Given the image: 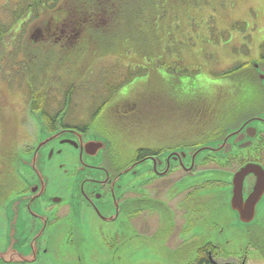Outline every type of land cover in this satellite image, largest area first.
Returning a JSON list of instances; mask_svg holds the SVG:
<instances>
[{
	"label": "flooded vegetation",
	"instance_id": "obj_1",
	"mask_svg": "<svg viewBox=\"0 0 264 264\" xmlns=\"http://www.w3.org/2000/svg\"><path fill=\"white\" fill-rule=\"evenodd\" d=\"M254 78L251 113L218 125L194 112L171 147L151 146L146 124L131 129L136 142L125 148L124 116L140 103L122 87L107 118L95 116L98 106L70 119L65 98L52 114L30 103L33 139L5 155L10 172L0 178V264H264V190L247 203L257 174L243 176L231 204L234 174L250 163L264 170V122H253L252 138L250 129L230 136L226 154L197 153L264 114V85ZM40 122L51 138L37 150Z\"/></svg>",
	"mask_w": 264,
	"mask_h": 264
},
{
	"label": "rangeland",
	"instance_id": "obj_2",
	"mask_svg": "<svg viewBox=\"0 0 264 264\" xmlns=\"http://www.w3.org/2000/svg\"><path fill=\"white\" fill-rule=\"evenodd\" d=\"M17 1L0 0V25L11 21ZM133 1L132 10L121 6L109 25L89 27L72 48L32 41L29 33L36 22H29L24 33L19 25L13 27L4 38V47L0 45V178L7 180L10 172L5 155L33 139L35 124L28 111L32 94L45 93L40 100L52 114L65 101L71 82L75 87L68 118L90 117L103 100L102 85H97L100 75L114 81L128 69L133 75L136 69L144 70L121 89L137 87L140 114L136 117L153 123V147L176 146L194 107H208L206 112L202 109V118L218 125L234 123L256 108L255 93L246 89L248 83L256 84L254 71L251 75L244 69L227 77L222 72L245 62L247 68H254L259 55L264 56V0H153V6L150 0ZM235 23H242V29L235 28ZM157 61L164 64L155 68ZM165 65L169 70L163 69ZM259 65L264 69V64ZM184 91L190 94L187 98L169 94ZM205 96L209 102L199 105ZM223 96L228 105L224 111L218 102ZM112 103L102 107L101 118H107L103 114ZM181 104L187 106L185 113L178 108ZM124 128L120 136L130 150L135 132L131 125Z\"/></svg>",
	"mask_w": 264,
	"mask_h": 264
},
{
	"label": "trees",
	"instance_id": "obj_3",
	"mask_svg": "<svg viewBox=\"0 0 264 264\" xmlns=\"http://www.w3.org/2000/svg\"><path fill=\"white\" fill-rule=\"evenodd\" d=\"M133 0H18L15 3V8L13 11L10 12L11 14V21L7 25H0V45H3L4 38L11 33V30L13 27L19 25L21 33L25 32L26 26H28L29 22H36L34 26L31 28V32L29 33L30 39L32 41H38V40H45V42H48L50 44H56L61 45L64 48H72L79 42V40L82 37V34L85 32L86 29L89 27H105L104 25H109V22H112L114 19L115 14L118 11V8H121V6L124 7V10H132L131 4L133 3ZM156 2V0H155ZM150 4L152 6L154 5V1L150 0ZM129 5V6H128ZM147 8V6H145ZM25 18H28L25 21ZM21 20V22H20ZM19 23V24H18ZM128 23L129 20H128ZM242 23H235L234 27L241 30L242 29ZM40 33V34H39ZM39 34V36H37ZM157 50L160 52L158 38H157ZM2 43V44H1ZM4 47V45H3ZM3 52V50H2ZM16 52H19L16 50ZM15 53V51H14ZM129 61H132L129 59ZM157 65H155V68L158 66L163 65V62H156ZM249 63H241L238 65L233 66L232 68L226 69L222 72L223 77H227L228 75H233L236 73H239L241 70H245L246 73H251L252 75V69L247 68ZM259 64H264V56L259 55ZM157 66V67H156ZM176 68V67H173ZM163 69L169 70L168 65H165ZM177 70V68H176ZM180 70V69H178ZM130 69L127 70L129 72ZM135 75H141V73L144 71L139 69L135 70ZM124 71L122 74H120L119 77L116 78V80L111 81V76L109 75H100V79L98 80L97 85H102V89L104 94H101L103 96V100L101 101V104L99 105L100 108L96 109L95 116H97L99 113H101L102 107H104L110 100H112V96L117 94V91L127 83L130 78L134 77L135 75L130 73H127ZM234 78V76H231ZM252 77V76H251ZM176 82V81H175ZM173 82V83H175ZM244 83V82H243ZM243 83L240 85L242 88ZM168 84H172L168 82ZM252 84V83H251ZM249 85V83H248ZM178 86V85H177ZM75 87V83L71 82L69 84V89H67V92L65 93L64 97L68 101L70 100L69 97L72 93V89ZM246 89H249L246 88ZM134 99V101H138V89L137 87H130L127 90ZM176 91V90H175ZM248 91V90H243ZM170 95L173 94L174 97L177 98H187L190 94L184 92H173L169 93ZM45 93H33V106L37 109L36 104L39 102H42L44 100H40ZM207 97V98H206ZM225 96H223L224 98ZM145 98V96H144ZM201 98V97H200ZM203 98V97H202ZM206 99L199 100L197 103L199 105L208 103L209 97L205 96ZM219 108L220 110L224 111L228 107L227 105V99H219ZM194 107V106H192ZM191 107V108H192ZM178 108L181 109L184 113L187 111V106L184 105H178ZM206 112L208 107L206 108H195L191 110L188 113V116L192 114L190 117L191 119H194L195 115L194 112L198 113V111L202 112L199 114V118H202L203 110ZM106 111V110H105ZM128 112V108L126 109ZM124 113H127V112ZM122 112V110L120 111ZM140 110L136 109L133 114L127 113L126 116H124L125 122L122 123L124 127L127 125H131V129L135 128L137 125H146V123L141 122L139 118L136 117V113ZM197 116V115H196ZM153 124V123H152ZM151 124V125H152ZM154 126V125H153ZM123 127V128H124Z\"/></svg>",
	"mask_w": 264,
	"mask_h": 264
},
{
	"label": "water",
	"instance_id": "obj_4",
	"mask_svg": "<svg viewBox=\"0 0 264 264\" xmlns=\"http://www.w3.org/2000/svg\"><path fill=\"white\" fill-rule=\"evenodd\" d=\"M253 71L257 75L258 79L261 81V84L264 85V70L260 68V65L258 63H255ZM36 118L40 120L39 115H37ZM254 121L264 122V114L263 113L255 114L250 120L244 121L236 129L227 128V135L225 136L224 140H218V142L217 141L208 142L205 145L201 146L198 149L197 153L201 152L203 150H212L213 151L214 148H217L216 150H218V151L224 150L223 154H226V152H228L231 148L230 144H228V142H227L230 136H232L234 134H238L240 136H243L242 132H246L247 130L249 131V129L252 130L251 132H249V136H251V138L257 134L255 126L254 127L251 126V125H254L253 124ZM250 123H252V124H250ZM249 124H250V126H249ZM39 132H40V139H39V145L37 147V150L39 149L40 143L51 138V136H47L48 134H47V132L44 131V126L41 122H40V131ZM45 136H47V137L44 138ZM176 151H178V150H176ZM35 155H37V154H35ZM164 155L166 156V154H161L157 158L162 157ZM28 161H30V160L22 159L21 163L24 164ZM249 172H253V173L257 174L260 179L257 180L252 195L250 194L248 196L247 203L250 202L251 204L254 205V201L260 198L261 193L264 190V184H263L264 180L261 179L259 173L263 174L264 170L257 164H252V163L245 164L234 174L233 186H235V187L233 188V192L231 195L232 206H234V203L236 202V200L240 199V187H241L240 182H242L243 176ZM237 183L239 184L238 187H236Z\"/></svg>",
	"mask_w": 264,
	"mask_h": 264
}]
</instances>
